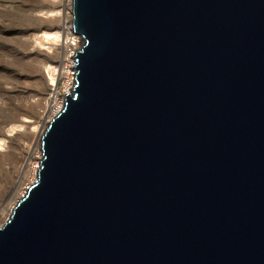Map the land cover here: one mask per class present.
<instances>
[{
  "label": "water",
  "instance_id": "water-1",
  "mask_svg": "<svg viewBox=\"0 0 264 264\" xmlns=\"http://www.w3.org/2000/svg\"><path fill=\"white\" fill-rule=\"evenodd\" d=\"M72 84L0 264H264V0H70Z\"/></svg>",
  "mask_w": 264,
  "mask_h": 264
},
{
  "label": "rangeland",
  "instance_id": "rangeland-1",
  "mask_svg": "<svg viewBox=\"0 0 264 264\" xmlns=\"http://www.w3.org/2000/svg\"><path fill=\"white\" fill-rule=\"evenodd\" d=\"M68 5L0 0V225L34 178L41 126L61 102L51 93L69 88V55L76 49L70 52ZM58 31L56 40L43 38Z\"/></svg>",
  "mask_w": 264,
  "mask_h": 264
},
{
  "label": "bare ground",
  "instance_id": "bare-ground-1",
  "mask_svg": "<svg viewBox=\"0 0 264 264\" xmlns=\"http://www.w3.org/2000/svg\"><path fill=\"white\" fill-rule=\"evenodd\" d=\"M68 15H69V19H68V25H67V32H68V34L71 36L69 39H68V41H72V43H70L71 45H72V47L70 48V52L73 50V49H77L78 48V46H79V43H80V37L78 36V35H76V34H74L73 32H72V30H71V25H70V19H71V12H70V0H69V5H68ZM60 36V31H58V32H56V33H44L43 34V38L45 39V40H56L58 37ZM73 53V52H72ZM72 53L69 55L70 57V65H69V69H70V71H69V75H68V85H67V87L69 86V88H70V86H71V84H72V69L70 68V67H72L73 66V60H72V58H71V55H72ZM50 81L53 83V81H54V79H53V77L51 76L50 77ZM69 88H66V91H65V93L62 95V93H59V94H57L58 92H57V90L56 91H54L53 93H51V96L50 97H52L53 99H55V101H56V98H57V96L59 97V99H61V102L59 101V102H56L57 104H56V107H55V109H54V111L53 112H51V114H55L56 112H57V110L59 109V107L61 106V104H62V102H63V100L62 99H64L63 97L66 95V94H68L69 93ZM51 117V116H50ZM49 117V118H50ZM52 118V117H51ZM47 123H48V121H46V123H44L45 125H42L41 126V128H43L44 126L46 127V125H47ZM44 127V128H45ZM42 130V129H41ZM44 130V129H43ZM40 135H39V138H38V148L40 147V136H41V134H42V132L41 133H39ZM40 152V151H39ZM36 170V169H35ZM33 181V180H32ZM21 196V195H20ZM19 196V197H20ZM14 205V204H13ZM11 210V209H10Z\"/></svg>",
  "mask_w": 264,
  "mask_h": 264
}]
</instances>
